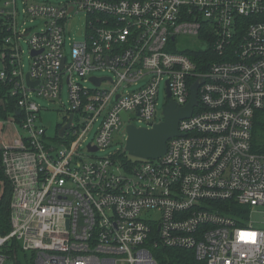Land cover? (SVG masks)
<instances>
[{
    "label": "built area",
    "instance_id": "2783aa9c",
    "mask_svg": "<svg viewBox=\"0 0 264 264\" xmlns=\"http://www.w3.org/2000/svg\"><path fill=\"white\" fill-rule=\"evenodd\" d=\"M23 3L25 19L41 20L39 31L18 24L16 0L0 8L8 100L5 109L0 98L8 110L0 127V200L8 191L0 264H173L160 248L180 250L176 263L264 264V222L250 221L256 208L264 212V143L256 151L252 133L255 111L264 109V0ZM80 11L87 19L77 40L67 21ZM184 38L195 44L179 50ZM196 47H210L213 58L195 62L183 52ZM105 70L99 85L90 81ZM162 81L163 107L184 106L199 82L196 105L165 154L127 160L123 148L97 156L133 120L147 128L162 121ZM65 83L69 107L50 137L39 119L47 108L34 96L55 101ZM7 121L24 135L6 137ZM230 203L247 213L228 214Z\"/></svg>",
    "mask_w": 264,
    "mask_h": 264
},
{
    "label": "rangeland",
    "instance_id": "374dc122",
    "mask_svg": "<svg viewBox=\"0 0 264 264\" xmlns=\"http://www.w3.org/2000/svg\"><path fill=\"white\" fill-rule=\"evenodd\" d=\"M4 1L6 0H1L0 1V8H4ZM51 2H55L57 0H49ZM16 7H17V21L18 24L21 25V27L24 29L29 28L30 34L39 31L40 28L42 27L41 20L38 18L33 19L30 21L29 19H25L22 14V10L24 8V3L23 0H16ZM9 9V11L12 10L11 8H6ZM86 19L87 15L84 11H80L77 14H74L67 22V27H69V35H71V38H75L77 40L83 39L84 33H85V24H86ZM24 21V24H23ZM67 35V36H69ZM185 42L182 43V45L179 47V50H184L187 47H192L195 44V39L192 38H184L183 39ZM68 43L69 40L66 38V50H68ZM20 46L22 49L21 52V62L23 64V70L24 72H27L29 67H30V58L28 57V47L27 43L22 39L20 41ZM194 49H199V48H194ZM92 76H98V77H106L109 76V73L105 71H95L92 73ZM87 86H92L91 82H86L85 83ZM164 81H162L159 85L158 89V96H157V105L156 109L159 114H161V110L163 108V105L165 103L166 97H165V91H164ZM34 99L42 106H45L47 110H41L39 113V119L42 123V125L46 128L47 135L50 137H54L55 131L57 124L62 121V118L65 114V110L68 109L69 107V102H68V91H67V85L66 83L62 87L61 90V95L60 98H57L55 101H49L45 98L37 97L34 96ZM135 126L140 127L141 123L138 122L137 120L132 121ZM4 125L3 123V118L0 115V127ZM14 131L17 136L24 135L23 129L20 127L18 123H10V121H7L5 124L4 129L1 131L3 134H5L6 137L10 136L9 131ZM92 131L91 135L89 136V140L93 136ZM260 135H262L261 132H259ZM125 139L126 135L121 138H119L117 135L113 136L112 143L109 147H107L104 151H98L96 153L97 156H102L110 151H115V150H122L125 145ZM124 158L127 160H133V156L129 154H124ZM4 189V183L0 180V193ZM250 221L254 224V226L260 225L262 222H264V212H262L261 209L256 208L255 210L252 211L250 215Z\"/></svg>",
    "mask_w": 264,
    "mask_h": 264
},
{
    "label": "water",
    "instance_id": "95a60500",
    "mask_svg": "<svg viewBox=\"0 0 264 264\" xmlns=\"http://www.w3.org/2000/svg\"><path fill=\"white\" fill-rule=\"evenodd\" d=\"M25 78L29 85L36 84V82H30L28 80V73L25 74ZM103 78L104 77H90V81L95 85H99ZM198 86V81H195L190 86V98L184 106L178 107L170 100L163 107L162 121L152 124L150 128L128 124L126 126L127 134L124 145L126 153L142 159H156L162 157L166 152L167 140L173 136L179 135L178 121L191 115L193 107L196 105ZM167 93L169 95V91H167ZM122 118L126 120V114L122 113ZM71 119L72 115L68 117L67 123L57 130L59 136H62L64 130L68 128ZM95 150L96 148H91V151Z\"/></svg>",
    "mask_w": 264,
    "mask_h": 264
},
{
    "label": "trees",
    "instance_id": "16d2710c",
    "mask_svg": "<svg viewBox=\"0 0 264 264\" xmlns=\"http://www.w3.org/2000/svg\"><path fill=\"white\" fill-rule=\"evenodd\" d=\"M1 1V0H0ZM1 22V19H0ZM7 34V30L6 27H3V29L0 26V49L2 46V42H3V36ZM185 53H188L192 59L195 60V62L198 61V59H200V57L202 55H207L205 57H212L213 58V53H212V49L210 47H208L205 51L202 49H190L187 51H183ZM6 88L3 85V83L0 81V98L4 100L5 104L3 105V107L5 109L8 108V100H7V95H5L6 93ZM8 112V110H0V114L2 113V117H4L3 115L6 114ZM259 132L262 133V135L259 134ZM252 133H253V145H254V149L256 151H260L262 144L264 143V109L262 110H257L255 111L254 114V118H253V129H252ZM125 153L120 154L119 157H124ZM0 179H5L4 174H3V170L1 167V163H0ZM6 183V182H5ZM7 200H8V191H7V186H6V190L0 200V217L3 219L5 218V216L7 215ZM226 212L230 215H239L242 213H247V208L243 207V206H238L236 204L230 203L228 204V207H226ZM161 251H163L164 253H166L168 259L170 260L171 263L173 264H194V262H190V263H176L177 259L179 258V256H182V252H180V250H176L173 248H160Z\"/></svg>",
    "mask_w": 264,
    "mask_h": 264
},
{
    "label": "bare ground",
    "instance_id": "6f19581e",
    "mask_svg": "<svg viewBox=\"0 0 264 264\" xmlns=\"http://www.w3.org/2000/svg\"><path fill=\"white\" fill-rule=\"evenodd\" d=\"M260 152H261V151H260ZM247 210H248V209H247ZM247 210H246V211H247Z\"/></svg>",
    "mask_w": 264,
    "mask_h": 264
}]
</instances>
